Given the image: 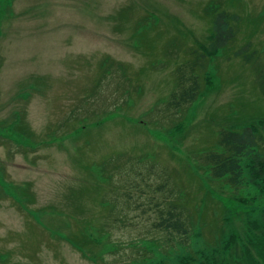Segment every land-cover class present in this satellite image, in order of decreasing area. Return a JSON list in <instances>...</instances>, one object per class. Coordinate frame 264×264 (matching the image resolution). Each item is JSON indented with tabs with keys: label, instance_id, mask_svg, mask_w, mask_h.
Instances as JSON below:
<instances>
[{
	"label": "rangeland",
	"instance_id": "1",
	"mask_svg": "<svg viewBox=\"0 0 264 264\" xmlns=\"http://www.w3.org/2000/svg\"><path fill=\"white\" fill-rule=\"evenodd\" d=\"M224 12L232 35L213 55L209 29ZM192 50L205 53L202 94L176 121L166 103ZM259 70L264 0H0V264H201L235 219L209 200L190 245L164 253L155 203L173 197L163 201L156 184L172 175L192 204L200 183L236 193L196 155L232 122L263 131ZM119 152L126 170L127 160L153 165L151 185L102 169ZM111 197L108 239L97 227L112 221L102 215Z\"/></svg>",
	"mask_w": 264,
	"mask_h": 264
},
{
	"label": "trees",
	"instance_id": "2",
	"mask_svg": "<svg viewBox=\"0 0 264 264\" xmlns=\"http://www.w3.org/2000/svg\"><path fill=\"white\" fill-rule=\"evenodd\" d=\"M228 18L229 15L225 12L216 16L209 29L208 47L205 49L213 55L220 51V48L227 45V41L232 35ZM196 52V50L191 51L195 56L192 61L188 62L190 64V74L185 73L184 65H187V62L182 61L176 67V86L170 92L166 103V108L169 110L172 108L173 114L175 115L176 112L179 116H174L177 117L176 121L181 120V117L188 112L192 103L202 94L200 75L206 66L204 62L205 53L203 51ZM248 58L247 56L246 59ZM109 60V57H106L101 63V67L104 68ZM107 70L106 68L104 71ZM205 77L207 76L205 75ZM258 83L264 96V72L262 70L258 71ZM260 128L263 131H259L254 124L249 122L242 124L232 122L216 130V139L213 141L212 146L201 150L202 153L196 155L198 161L201 157V164L205 166L203 170L207 177L216 182L220 181L222 187H226L230 192L236 191V193L222 196L212 187L206 189L200 183L198 189L194 192V194L201 192L200 198H195V204H192L190 198H181L186 194V191L180 186V188L177 187L178 185L172 175L171 178L165 181L163 179V181L156 184L158 189L163 191V201L173 197L168 201V208L166 209L159 208V202L155 203V206L158 207L159 220L153 222V226L155 228L160 227L164 234L162 240L160 236L155 238L158 239L161 250L167 245L164 248L165 252L163 250L164 253H168L177 246L188 247L192 241L193 233L198 223H200L198 222V218L200 219L199 214L208 205L209 200L218 199L220 204L227 208L226 211L231 213V216L235 219V224H231L227 228V230H230L229 236H213L207 241L213 254H209L201 264H264V121L260 123ZM175 131H180L179 127H175ZM260 147L263 153L259 151ZM124 155L127 154L119 152L116 156H112L110 160L108 159L111 162L109 163L106 160L102 165V169H117L119 177L125 175L126 177H132L131 179L136 177L141 180L140 176H142L143 182L146 184V175L151 174L152 177L155 172L153 165H147L143 162L139 165V161L127 160L126 163L128 162L129 166L127 171L125 166L117 162V159L120 158L121 160ZM135 163L142 168H138ZM199 168H201V165L198 163L195 165V169ZM121 169H124L123 174L120 172ZM161 170L160 172H162ZM157 174L160 173L157 172ZM146 185L148 187L151 184L147 183ZM163 185H165V188L161 189ZM136 186L133 188H136ZM174 187L178 190H175ZM242 193L245 194L242 195ZM110 199L108 210L103 211L102 215L107 218L110 215L109 220L112 221L111 223L108 221L107 224L99 222L97 227L99 236H106L108 239L110 233L106 230L107 226H114L113 220L114 218L117 219L116 213L112 209H118L117 198L111 197ZM121 199L125 200L126 204L127 202H136L138 195L136 198L134 195H125ZM190 205L195 206L196 216L195 211L192 213L190 210ZM118 214H120V211ZM143 249L152 251L148 247ZM151 257L152 255H149L146 259ZM142 260H145V258Z\"/></svg>",
	"mask_w": 264,
	"mask_h": 264
}]
</instances>
